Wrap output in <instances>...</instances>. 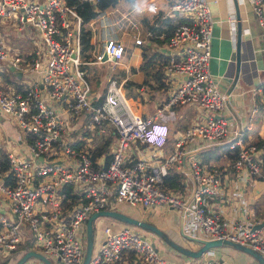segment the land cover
Masks as SVG:
<instances>
[{
	"label": "built area",
	"instance_id": "2783aa9c",
	"mask_svg": "<svg viewBox=\"0 0 264 264\" xmlns=\"http://www.w3.org/2000/svg\"><path fill=\"white\" fill-rule=\"evenodd\" d=\"M248 1L264 37V0ZM168 10L187 17L169 38L177 53L165 65L169 73L182 79L152 112L141 113L125 95L122 82L114 78L101 99L92 95L82 66V15L75 4L68 0H0V19L14 20L19 30L33 31L38 39L35 54L27 57L12 51L0 35V72L5 65H14L31 77L22 90L0 84V112L15 118L25 143L24 154L8 152L11 180L0 181V199L8 205L0 213V250L18 247L27 229L50 260L81 264L89 215L115 201L146 208L173 206L183 216L186 233L230 239L264 255V220L257 219L254 223L261 225L253 226L243 219L224 218L213 208L223 193L222 170L198 157L186 159L194 145L226 141L232 153L229 166L240 179L263 172V149L250 140L241 123L229 125L221 113L228 94L209 69L214 22L209 1L173 0ZM227 20L234 33L238 14L231 13ZM91 21L97 23L94 61H101L105 53L107 61L118 63L125 43L114 30L109 11L99 10ZM133 35L136 42L143 41L139 34ZM252 90L264 98V79ZM180 104L196 105L207 114L188 124L164 154L161 148L170 135L167 120ZM81 128L85 132L70 139L68 131ZM98 134L104 136L103 149ZM139 142L146 148L137 146ZM171 166L191 175L195 183L191 193L167 183ZM125 253H133L144 264H174L161 255L148 235L126 224L118 229L104 227L103 240L89 264H117ZM190 264L221 261L204 257ZM244 264L261 263L253 259Z\"/></svg>",
	"mask_w": 264,
	"mask_h": 264
},
{
	"label": "crops",
	"instance_id": "0c3cea01",
	"mask_svg": "<svg viewBox=\"0 0 264 264\" xmlns=\"http://www.w3.org/2000/svg\"><path fill=\"white\" fill-rule=\"evenodd\" d=\"M172 1L173 0H118L114 5L99 9L108 10L109 13L117 10L122 14L121 18H128L131 27L135 29L134 34H139L143 38L142 42H136L134 39L135 36L133 37L131 34L130 38L125 37L124 40L123 37L125 35L118 33L124 40L125 52L121 60L116 64L106 59L94 61L97 59L96 54L98 52V49H94L97 48L95 45V40L97 38L95 28L97 23L91 21L94 18L87 23L92 32V46L89 49L91 58L88 59L82 54L83 60L85 61L82 66L86 70L91 85V93L94 97L101 99L105 94L109 80L114 78L118 82H122L125 95L127 96V93H129L127 98L138 112L150 113L177 87L182 76L169 73L165 68L169 57L177 53L175 49H172L169 45L170 37L165 39L167 27L161 31L159 35L153 36L157 37V40L151 38L154 32L150 28L152 24L157 25L161 17L172 18L174 21H177L179 18H182V20L187 19L186 14L180 11H174L173 13L169 12V3ZM208 1L214 18L212 28V56L209 62V69L215 77H218L220 88L225 92L234 83L233 79L238 72L237 36H240L241 42L239 58L240 73L242 76L237 79L234 87L231 88L227 97L226 106L221 113L229 120L235 121L233 126L241 123L243 127L247 129L250 140H254L255 136L258 135L264 141V104L262 101H259L262 95L260 92L253 94L252 90L264 79V55H262L264 53V37L261 27L258 24L248 0ZM121 3H124V7H131L130 9L135 14H133V17L136 21L128 16V12L121 11L119 5ZM231 13L238 14L234 33H232L227 20ZM238 24L240 26L239 31H237ZM12 26L15 27L17 29L16 32L21 35H30L33 33L34 36H36L33 31H25L24 29L19 30L15 21L12 19H0V35L6 39L11 50L19 51V53L27 57L31 56V54H35V50L38 48L37 42L32 43L30 46L18 45V43L14 41V38L11 37L14 33ZM19 70L21 71L20 74L17 72ZM0 75V84H6L21 90L24 89L27 82L31 80V77H28L26 71L22 67H15L14 65H10L9 67L5 65ZM246 105H248V107H246ZM171 114V117L167 120L170 129L168 142L161 148L164 154L172 149L174 141L181 135L188 124L201 120L207 112L193 104H180L173 107ZM247 115L248 117H246ZM243 116H245V120L242 118ZM248 124L249 126H247ZM0 127L13 134L12 142L14 143L11 144L12 146H7L5 155L7 159L8 152L10 151L24 154V135L15 118L0 112ZM136 145L140 148H146L144 143L139 142ZM100 148L103 149L105 147L101 145ZM207 150L209 152L203 153ZM230 153L227 142L223 141L207 146L194 145L187 150L186 159L189 160L193 157H198L206 165L217 166V168L221 169L223 193L216 197L213 207L214 210L219 211L224 218L230 221L233 219H243L255 226L258 224L254 223L257 219L264 220V170L261 175H247L245 179H240L237 173L229 166V161H231ZM212 156L219 159L218 162L211 163ZM106 161H108V158H106ZM172 170L180 174L178 178L180 185L174 187L191 193L195 183L187 170H177L174 166H171L169 172ZM184 173L187 174V177L184 176ZM190 178L193 181L191 186L188 185ZM2 180L5 182L11 180L9 166L5 171L0 169V181ZM117 204L118 206L121 205L126 207V210H122L118 206L113 207L112 205L107 209L122 210L129 215H135L134 217L149 221L162 229L170 231V235L176 241L186 246L191 248H197L199 246L197 241L190 240L180 234L181 213L177 208L165 204L148 208L141 205H133L137 206L138 209L135 211L136 214H132L127 209L128 203L121 202ZM7 206V203L0 199V213H5L7 211ZM100 216L107 218L105 225H101V228L95 226V221ZM100 216L96 217L93 221L95 234L94 242L97 240V245L93 248V253L98 249L103 240L105 226L110 225L112 228L118 229L126 223L107 215ZM133 227L143 234L148 235L156 243L161 255L174 264H190L204 257L219 259L221 264H236V262L233 261L234 255L236 259L243 261L237 264H244L255 259L247 258L245 260L246 257L241 252L225 249L221 247L222 245L209 249L213 250L211 253L206 251L201 256L194 257L178 251L150 230L136 225H133ZM96 229L98 230L96 231ZM30 233L31 232L27 231V229L23 230V240L14 250H9L11 255H9L7 264L15 263L16 260L28 250L40 251ZM22 244L24 246L19 248ZM2 251L3 250H0V264H4L2 261L4 259L2 258ZM125 254L123 259L117 264H144L138 261L133 253ZM34 257L36 256L28 257L25 262H27V264H35ZM55 262L60 263L57 259Z\"/></svg>",
	"mask_w": 264,
	"mask_h": 264
},
{
	"label": "water",
	"instance_id": "95a60500",
	"mask_svg": "<svg viewBox=\"0 0 264 264\" xmlns=\"http://www.w3.org/2000/svg\"><path fill=\"white\" fill-rule=\"evenodd\" d=\"M239 28H240V26L238 24L237 25V31H239ZM236 41H237L236 46L238 49V57H237V60H238L237 61V70H238V72L236 73V76L233 79L234 83L226 91L227 94H229L231 88L234 87V84L237 82V79L242 76V74L240 73V58H239V51H240V44H241L240 36L236 37ZM106 56L107 55L104 53L102 56V59L105 60ZM17 72H18V74H20L21 71L19 70ZM100 215H107L111 218H115V219H118L120 221L130 223V224H133L136 226H140L144 229L150 230V231L154 232L156 235H158L162 240H164L170 246L177 249L178 251H181L182 253H185V254H188V255H191L194 257H199L206 251H208L209 253L213 252V250H209L213 247H217V246H221V245H230L232 247H235V248H238V249H241V250H244V251L250 253L261 264H264V255L259 250L255 249L251 246H248V245L236 242V241H232V240L226 239V238L201 237V236L191 235L189 233H186L184 231V228L182 225V222H183V216L182 215L180 216L181 224H180L179 232L184 237H187L190 240L197 241L199 243V246L197 248H191L189 246H186V245L180 243L179 241H176L170 235V231L162 229L154 223H151L149 221L134 217L132 215L125 213L122 210H116V209H101V210L95 211L89 215V217L87 219V223H86V249H85L84 258H83V261L81 264H89V261L92 257L93 248H94V236H95L93 221L95 220L96 217H98ZM260 225H261V223L256 224L255 226H260ZM30 256H36L37 258H39L43 262V264H55L54 261L50 260L45 254H43L40 251H36V250L26 251L13 264H22Z\"/></svg>",
	"mask_w": 264,
	"mask_h": 264
},
{
	"label": "rangeland",
	"instance_id": "374dc122",
	"mask_svg": "<svg viewBox=\"0 0 264 264\" xmlns=\"http://www.w3.org/2000/svg\"><path fill=\"white\" fill-rule=\"evenodd\" d=\"M120 5V7H121V11L122 12H128V16L131 18V19H133L134 21H136V19L133 17V11L130 9L131 7H124L123 5H124V3H121V4H119ZM112 9H114V8H112ZM253 13H254V11H253ZM255 14V13H254ZM110 15H111V17L113 18V21L115 22V28H114V30H117L118 31V33L120 34H124L125 36L123 37L124 38V40H125V37L127 38V37H129L130 38V35L132 34H134V32H135V29L133 28V27H131V25H130V23H129V21H128V18L126 19V18H121V15L122 14H120V12H118L117 10H114V12H112V13H110ZM135 15V14H134ZM120 18V19H119ZM12 29H13V34L11 35V37H13L14 38V41L15 42H17L18 43V45H23V46H27V45H31L32 43H36L37 42V37L36 36H34V34L33 33H31L30 35H27V34H25V35H21V34H19V33H17L16 31H17V29L15 28V27H13L12 26ZM133 37H134V35H133ZM12 38V39H13ZM132 39V38H131ZM134 39H135V37H134ZM123 40V41H124ZM127 40V39H126ZM133 41V40H132ZM262 55H264V53L262 54ZM113 70V69H112ZM127 96H129V93H127ZM259 101L261 102H263L264 103V98H259ZM246 107H248V105H246ZM246 117H248V115L246 116ZM244 120H245V116H243L242 117ZM235 122V121H234ZM232 120H229V125H233V123H234ZM81 132H85V130L83 129V128H81V129H78L76 132H71V131H68V135L70 136V139H73V138H75V137H77V136H79L80 134H81ZM90 135V134H89ZM13 134L12 133H10V132H7L6 130H4L3 128H1L0 127V160L1 159H3L4 157H5V155H6V152H7V146L8 145H10V146H12L11 144L12 143H14V142H12V140H13ZM96 137H98L99 138V140H98V142H100V144L103 146V144L105 143L104 142V139H103V135L101 134V135H96ZM110 138H112V136L110 135L109 136V139ZM218 160L219 159H216V157H214V156H212L211 157V163L212 162H218ZM184 176L185 177H187V174L186 173H184ZM193 184V181H192V179L190 178L189 179V182H188V185L189 186H191ZM110 205H112L113 207H116V206H118V204H117V202H115V201H113L112 203H110ZM127 209H128V211L130 212V213H132V214H136L135 213V211H137V209H138V207L137 206H133V205H131V204H127ZM120 209H122V210H126V207H124V206H118ZM135 216V215H134ZM138 216V215H137ZM139 217V216H138ZM107 220V218L106 217H104V216H100V217H98V219H96V221H95V226L96 227H102L101 225H105V221ZM126 225H130V226H133V224H130V223H125ZM98 229H96V231H97ZM97 233V232H96ZM99 233V232H98ZM96 245H97V240H95V242H94V247H96ZM24 245L22 244L19 248H21V247H23ZM221 247H223V248H225V249H228V250H234V251H239V252H241L243 255H245V260L247 259V258H254L250 253H248V252H246V251H244V250H241V249H238V248H235V247H232V246H230V245H222ZM2 258H4L2 261H3V263L5 264H7L8 263V260H9V255H11V252L9 251V250H6V249H4L3 251H2ZM232 256V255H231ZM10 258H11V256H10ZM0 260H1V258H0ZM34 261H35V263L36 264H43L42 263V261L39 259V258H37V257H34ZM53 261L55 262V259H53ZM233 261L234 262H236V264L237 263H241V262H243V261H240V260H238V259H236L235 258V255L233 256ZM56 264H61V263H58V262H55Z\"/></svg>",
	"mask_w": 264,
	"mask_h": 264
},
{
	"label": "trees",
	"instance_id": "16d2710c",
	"mask_svg": "<svg viewBox=\"0 0 264 264\" xmlns=\"http://www.w3.org/2000/svg\"><path fill=\"white\" fill-rule=\"evenodd\" d=\"M68 2L73 3L76 5L77 10L80 12L82 15V30H81V42H82V54L86 58H91V55L89 53V49L92 46L91 42V29L88 27L87 23L93 19L99 9H104L110 5H114L118 2V0H98L95 4L90 2V1H83L80 2L79 0H68ZM185 19L182 20V18L177 19V21H174L172 18H167V17H161L159 23L157 25H151L150 28L154 32V35H152V39H156L157 37H153L155 35H159L161 31H163L166 27V36L165 39L169 38L176 27L177 24L180 22L184 21ZM255 143H257L262 149H263V156H264V141L256 135L254 140ZM209 152L204 151L203 153ZM230 156L232 157V153H230ZM207 159V158H206ZM8 159L5 156L3 159H1L0 163V169L5 171L8 168ZM264 170V162H263V169ZM179 176L180 174L176 173L174 170L170 171L168 176L166 177L167 183H170L172 186H179Z\"/></svg>",
	"mask_w": 264,
	"mask_h": 264
}]
</instances>
